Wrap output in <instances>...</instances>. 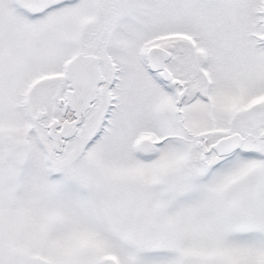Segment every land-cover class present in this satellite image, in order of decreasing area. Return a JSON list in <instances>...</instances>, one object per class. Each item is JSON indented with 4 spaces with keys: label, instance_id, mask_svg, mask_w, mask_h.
Instances as JSON below:
<instances>
[{
    "label": "snow or ice",
    "instance_id": "1",
    "mask_svg": "<svg viewBox=\"0 0 264 264\" xmlns=\"http://www.w3.org/2000/svg\"><path fill=\"white\" fill-rule=\"evenodd\" d=\"M0 264H264V0H0Z\"/></svg>",
    "mask_w": 264,
    "mask_h": 264
}]
</instances>
